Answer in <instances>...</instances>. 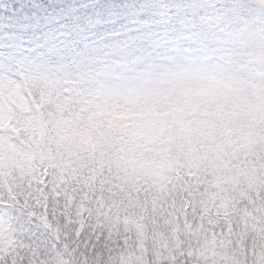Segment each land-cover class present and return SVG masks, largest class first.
Instances as JSON below:
<instances>
[{"label":"trees","instance_id":"trees-1","mask_svg":"<svg viewBox=\"0 0 264 264\" xmlns=\"http://www.w3.org/2000/svg\"><path fill=\"white\" fill-rule=\"evenodd\" d=\"M104 1L0 0V78L25 70L35 80L32 89L21 90L17 83L7 95H14L12 102L21 112L26 110L22 113L27 122L23 135L30 137L31 144L28 150L24 144L19 148L13 138L21 137L19 120H13V130L8 115L0 117V177L71 168L83 160L114 164L116 146L123 141L118 133L121 125L113 116L96 111L92 98H88L92 89L76 86L77 71L84 78L103 61V51L113 47L118 52L126 37L141 38L151 45L158 33L169 31L162 17L157 20L162 6L167 9L171 5L166 14L170 19L165 20L170 27L176 13L179 25H196L192 0H149L142 11L141 35H130L128 32L138 24L117 19ZM232 3L224 0L214 13ZM47 67L56 72L39 77L38 71ZM4 102L0 112L12 114L13 105ZM195 112L194 119L202 128L193 134L184 133L188 114L169 117V142L170 137L172 140L169 156L163 160L166 173L160 181L167 182L170 177L198 180L207 192L209 206H214V214L227 222L223 234L211 228L195 233L196 254L203 264H264V131L247 127L223 133L212 117L209 122ZM30 122L33 124L28 127ZM59 126L65 129L59 131ZM57 131L71 140L57 145ZM81 138L99 150L107 143L109 155L96 159L79 149ZM159 148L161 145L150 150V161L157 163Z\"/></svg>","mask_w":264,"mask_h":264},{"label":"snow or ice","instance_id":"snow-or-ice-1","mask_svg":"<svg viewBox=\"0 0 264 264\" xmlns=\"http://www.w3.org/2000/svg\"><path fill=\"white\" fill-rule=\"evenodd\" d=\"M226 227L187 177L95 160L0 177V264H203L195 233Z\"/></svg>","mask_w":264,"mask_h":264},{"label":"rangeland","instance_id":"rangeland-1","mask_svg":"<svg viewBox=\"0 0 264 264\" xmlns=\"http://www.w3.org/2000/svg\"><path fill=\"white\" fill-rule=\"evenodd\" d=\"M237 35L220 33L216 41L207 36L178 37L175 48L171 47L167 55L158 53L154 61L143 47L138 48L142 58L136 55L134 61L114 70L117 75L125 74L123 77L101 79L93 99L101 104L100 109L135 113L139 117L137 131L145 135L147 146L156 140L157 128L164 125L168 113L179 115L192 107L227 111L226 117L233 116L238 123L244 119L264 121V67L242 60L232 44ZM141 68L145 70L140 74ZM167 99L171 101L165 103ZM188 131L185 128L184 133ZM126 151L115 158L116 166L162 177V163L151 169L139 150L130 146ZM102 155L106 157L108 152L104 149Z\"/></svg>","mask_w":264,"mask_h":264},{"label":"clouds","instance_id":"clouds-1","mask_svg":"<svg viewBox=\"0 0 264 264\" xmlns=\"http://www.w3.org/2000/svg\"><path fill=\"white\" fill-rule=\"evenodd\" d=\"M236 48L245 63L264 67V19L250 20L238 29Z\"/></svg>","mask_w":264,"mask_h":264}]
</instances>
